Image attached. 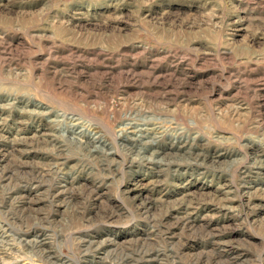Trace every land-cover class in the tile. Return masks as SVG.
Returning a JSON list of instances; mask_svg holds the SVG:
<instances>
[{"label":"rangeland","instance_id":"374dc122","mask_svg":"<svg viewBox=\"0 0 264 264\" xmlns=\"http://www.w3.org/2000/svg\"><path fill=\"white\" fill-rule=\"evenodd\" d=\"M0 264H264V0H0Z\"/></svg>","mask_w":264,"mask_h":264},{"label":"bare ground","instance_id":"6f19581e","mask_svg":"<svg viewBox=\"0 0 264 264\" xmlns=\"http://www.w3.org/2000/svg\"><path fill=\"white\" fill-rule=\"evenodd\" d=\"M54 99V98H53ZM49 100V99H48ZM58 101V100H57ZM53 102V101H52ZM58 104V103H57ZM60 105V104H59ZM62 105V104H61ZM58 106V105H57ZM64 107V106H63ZM78 109V108H77ZM66 110V109H65ZM79 112V111H78ZM85 117V116H84ZM98 120V119H97ZM101 123V122H100ZM110 131V130H109ZM124 163V162H123ZM239 166V165H238Z\"/></svg>","mask_w":264,"mask_h":264}]
</instances>
